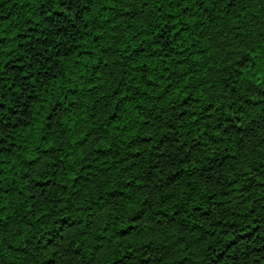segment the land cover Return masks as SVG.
Masks as SVG:
<instances>
[{"label": "trees", "instance_id": "16d2710c", "mask_svg": "<svg viewBox=\"0 0 264 264\" xmlns=\"http://www.w3.org/2000/svg\"><path fill=\"white\" fill-rule=\"evenodd\" d=\"M0 264H264V0H0Z\"/></svg>", "mask_w": 264, "mask_h": 264}]
</instances>
